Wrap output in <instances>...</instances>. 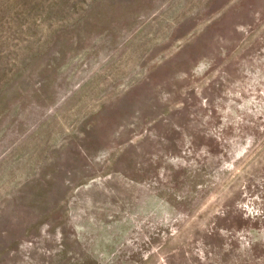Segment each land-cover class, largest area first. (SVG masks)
Instances as JSON below:
<instances>
[{"label": "rangeland", "instance_id": "obj_1", "mask_svg": "<svg viewBox=\"0 0 264 264\" xmlns=\"http://www.w3.org/2000/svg\"><path fill=\"white\" fill-rule=\"evenodd\" d=\"M0 264H264V0H0Z\"/></svg>", "mask_w": 264, "mask_h": 264}]
</instances>
